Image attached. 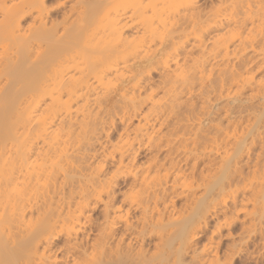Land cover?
Listing matches in <instances>:
<instances>
[{"label": "bare ground", "instance_id": "6f19581e", "mask_svg": "<svg viewBox=\"0 0 264 264\" xmlns=\"http://www.w3.org/2000/svg\"><path fill=\"white\" fill-rule=\"evenodd\" d=\"M0 264H264V0H0Z\"/></svg>", "mask_w": 264, "mask_h": 264}, {"label": "rangeland", "instance_id": "374dc122", "mask_svg": "<svg viewBox=\"0 0 264 264\" xmlns=\"http://www.w3.org/2000/svg\"><path fill=\"white\" fill-rule=\"evenodd\" d=\"M199 4H205V3H209L211 0H198Z\"/></svg>", "mask_w": 264, "mask_h": 264}]
</instances>
